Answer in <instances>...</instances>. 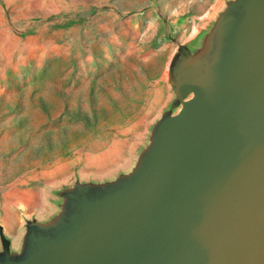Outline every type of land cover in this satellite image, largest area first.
<instances>
[{
    "label": "rangeland",
    "instance_id": "obj_1",
    "mask_svg": "<svg viewBox=\"0 0 264 264\" xmlns=\"http://www.w3.org/2000/svg\"><path fill=\"white\" fill-rule=\"evenodd\" d=\"M240 1L0 0V261L152 162L195 96L182 58L216 72Z\"/></svg>",
    "mask_w": 264,
    "mask_h": 264
},
{
    "label": "water",
    "instance_id": "obj_2",
    "mask_svg": "<svg viewBox=\"0 0 264 264\" xmlns=\"http://www.w3.org/2000/svg\"><path fill=\"white\" fill-rule=\"evenodd\" d=\"M217 71L182 58L194 92L129 184L80 195L74 224L0 264H264V0L226 18Z\"/></svg>",
    "mask_w": 264,
    "mask_h": 264
},
{
    "label": "crops",
    "instance_id": "obj_3",
    "mask_svg": "<svg viewBox=\"0 0 264 264\" xmlns=\"http://www.w3.org/2000/svg\"><path fill=\"white\" fill-rule=\"evenodd\" d=\"M206 16H208L207 19L204 24H203V27H207L209 25V22L211 23L212 21L215 20L216 16H217V11L212 8L210 10L207 11V13H205ZM165 73V72H164ZM164 75V74H163ZM163 77V76H162ZM162 77L160 78V80H162ZM168 88H169V85H168Z\"/></svg>",
    "mask_w": 264,
    "mask_h": 264
}]
</instances>
